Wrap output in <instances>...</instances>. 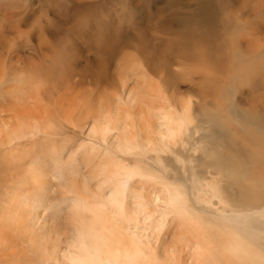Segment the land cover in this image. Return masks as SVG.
I'll return each mask as SVG.
<instances>
[{
    "label": "rangeland",
    "instance_id": "1",
    "mask_svg": "<svg viewBox=\"0 0 264 264\" xmlns=\"http://www.w3.org/2000/svg\"><path fill=\"white\" fill-rule=\"evenodd\" d=\"M151 1L144 12V0L133 4L137 11L128 0H118L131 20L111 25L123 37L100 65L104 55L95 40L87 46L89 36H67L73 22H62L60 15L79 9L71 0H0V264L63 260L64 250L91 227L95 211L113 190L106 177L116 179L117 164L134 163L132 149L157 148L161 130L176 117L188 119L194 131L193 139L184 131L177 146L185 158H196L194 171L180 170L182 179L194 172L218 183L231 199L230 213L264 206V137L246 124L254 117L264 124V0H221L207 20L197 10L202 0H176L173 7H165L169 0ZM62 39L64 47L77 50L68 62L72 74L63 73ZM206 39L216 47L213 62L218 59L221 71L201 56L194 62L180 56L182 49L202 47ZM144 44L158 60L155 73L144 62ZM232 105L245 117L240 123L231 118ZM94 116L100 137L107 117L108 141L118 144L112 147L114 155L93 145ZM208 130L215 142L211 139L207 148L220 151L223 161L212 168L220 173L238 163L243 173L238 186L230 179L218 182L215 170L199 164L200 150L193 155L184 150L186 143L197 148L201 132ZM118 177L123 180L117 184ZM118 177L115 185L126 187L128 204L139 212L140 232L153 240L161 261L155 264H196L187 216L153 202L161 187L147 179ZM213 202L221 207L217 199ZM263 221L251 225L263 227ZM161 224L158 234L154 227ZM260 237L264 246V229ZM263 249L247 250L252 257L243 261L217 256L213 263L264 264Z\"/></svg>",
    "mask_w": 264,
    "mask_h": 264
},
{
    "label": "bare ground",
    "instance_id": "2",
    "mask_svg": "<svg viewBox=\"0 0 264 264\" xmlns=\"http://www.w3.org/2000/svg\"><path fill=\"white\" fill-rule=\"evenodd\" d=\"M71 1L77 4L79 9L74 13L70 11L67 12L68 14L62 13L60 15L61 20H63L62 22L66 24H68L69 21L73 22L72 27L68 28V30H70L67 31V36H80V33L87 35L89 36L88 42H86L87 46L90 44L93 45L94 43L91 41L95 40V44L99 49L98 53L104 55L100 65H104L109 57L106 56V54L113 55L114 51L120 47V44H118L120 38L118 37H123L122 32L113 31L111 25L118 26L117 22L120 23L129 20V16L125 14L123 5L118 4V0ZM175 1L176 0L167 1L165 7H173V4L176 3ZM135 2L136 0H128L131 9L134 8L133 4ZM153 2L154 1L151 0H144V12L150 9ZM220 6L221 0H202L199 2L197 10L202 13L204 20H207L210 16H214ZM133 11H137V9L134 8ZM127 41H129V38L124 40L123 44L129 45ZM206 41L205 45L202 44L204 45L202 47L194 46V48L182 49L180 56L187 61L193 62L199 60L197 57L201 56L207 65L211 64L216 58V47L209 45V39H206ZM62 42L63 44L61 43L60 45V47H62L60 56L62 61L66 63L65 67H63V73L72 74L73 72L69 69L70 66L68 62L72 59L70 55L75 54L77 50L74 47L73 50L72 48L68 49L66 46L64 47V44L67 42L66 40L62 39ZM195 43L197 42L195 41ZM142 47L143 46H141V49ZM190 50H195V52H190ZM196 50L200 52L196 53ZM143 55L144 62L148 66V69L155 73L157 69L153 67L158 60L150 53L146 44H144ZM222 60L223 58H221V61ZM217 62L218 59H216L212 65L217 66L216 70L220 68L221 71V67ZM76 65L77 64H75V66ZM64 76L67 75L64 74ZM105 112L106 110L103 113ZM240 114V112L237 113L232 105L231 118L240 123L245 119V117H241ZM103 119L105 121L102 126L104 125L105 127L103 126L104 134H101L102 137L99 135L100 127L99 123H97V120H99L97 116L92 117L91 121L93 125L89 130V135L91 134V136L95 138L96 142H94L93 145L96 144L109 155H114L112 147L114 146V148H117L118 144L108 141V119L106 116ZM254 119L255 117L251 119V121L249 120V122L246 121V124L252 127L257 135H262L264 137V124H262L259 119L256 120L257 117L255 119L256 121ZM184 131L187 133L189 139H193L194 131L188 119L179 117L174 118V120L172 119V121L167 124L166 129L163 131L161 130L162 135L159 138V144L162 146L157 142V148L154 149H147L143 147L142 144V146L138 148L139 151H137L136 148L132 149L135 160L134 163L130 166L126 165L127 168L117 164L118 172L116 174V179L120 175L134 176L140 179H147L161 187V192L154 194L153 202L156 205L169 204L168 209L187 216L185 222L194 239L193 246L197 248L195 249L196 264H214V258L217 256L225 258L226 261H231L232 259L243 261V257L247 255L252 257V254L247 252V250L252 248H264L261 244L262 238L260 237V233L264 229V221L263 227L254 228L251 225V222L258 218L264 219V206L254 209L251 208L249 211L236 210L230 213L227 212V208L231 206V199L225 195L224 188L218 183L211 184L208 181V176L206 177V175H199L194 172L191 174L190 179H182L180 175L181 172L184 171L185 173V170L187 171L188 169L194 171L196 162V158H192L194 156L185 158V155L183 156L182 153L178 152L177 146L180 141H182L181 138ZM201 134L202 136L200 137L201 139L197 148L192 145L193 143L182 144V146L184 150L192 153V155L193 152L201 151L203 155L199 153L202 155L199 164L200 162L205 163L206 169L208 170V168L211 169L214 166V163L221 164L223 161H220L217 155L220 151L212 153L208 150V144L212 137H214V134L209 130L204 133L201 132ZM213 140L215 142V139H212V141ZM125 141H127V139H125ZM109 147H111V149H109ZM130 154L131 153H129V155ZM167 155H171L173 160H170ZM173 161L179 166H175ZM229 168L223 167L222 173H219L216 168H212L211 171L215 170L213 173L215 176L213 177H216L215 179L220 183L223 178L227 180L230 179L232 185L238 186L243 179L242 168H240L238 163L231 169ZM209 173L210 171L207 172V175ZM121 178L122 177H120L119 180L118 177V180H116L114 175L110 177L108 175L106 177L104 181L111 187H114L113 190H111L107 199L102 200L101 206L95 211L91 227L84 232H79L76 242H74L70 248L64 250L63 260H59L58 264H155L161 262L158 255L155 253L152 238L148 234L140 232V230L143 229H141L142 226H140V222L137 220L139 212L128 204V191L126 187L121 184L115 185L114 183L116 181L117 184L119 183L118 181L121 182V180H123ZM214 199L218 200L219 205H221L220 208L216 207L213 202ZM251 199L253 200V198ZM236 200L238 201V199ZM256 202V200H253V203ZM108 208L110 209V213L107 210ZM146 220L147 219H143V222ZM131 224L135 225L133 229L131 228ZM151 224L150 222L149 226H151ZM154 229L160 234L163 231V225L161 224L154 227Z\"/></svg>",
    "mask_w": 264,
    "mask_h": 264
}]
</instances>
